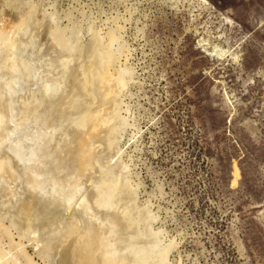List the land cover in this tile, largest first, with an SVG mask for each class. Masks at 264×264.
<instances>
[{
  "label": "rangeland",
  "instance_id": "374dc122",
  "mask_svg": "<svg viewBox=\"0 0 264 264\" xmlns=\"http://www.w3.org/2000/svg\"><path fill=\"white\" fill-rule=\"evenodd\" d=\"M208 1L0 0V23L12 29L25 22V39L43 45L65 31L71 46L59 50L76 67L89 61L94 42L115 55L128 50L116 55V67L134 74L118 96L129 123L113 142L116 150L106 149L124 158L109 167L130 192L132 217L151 212L166 242L177 244L174 264H264V0ZM0 210V223L13 230L2 241L8 258L28 252L37 264L58 260L69 214L26 226L15 208ZM18 233L29 235L19 243Z\"/></svg>",
  "mask_w": 264,
  "mask_h": 264
},
{
  "label": "bare ground",
  "instance_id": "6f19581e",
  "mask_svg": "<svg viewBox=\"0 0 264 264\" xmlns=\"http://www.w3.org/2000/svg\"><path fill=\"white\" fill-rule=\"evenodd\" d=\"M198 1L207 7L211 5L208 0ZM27 29L25 22L12 29L0 23L1 204L15 208L26 226L36 217L56 222L64 214H69L68 219H62L69 224H66L69 232L67 241L61 248L58 240L62 237L59 233L63 231L56 233L60 237L57 242L61 245V253L52 264H174L171 256L177 244L166 242V233L155 228L156 219L150 211L144 208L146 211L139 213L138 219L133 218L135 212L132 217L130 206L126 207L130 192L121 186L123 179L118 180L121 174L118 179L113 176L112 170L118 169L111 170L112 159L118 157L120 160L122 155L117 156L113 152L116 156L112 154L114 157H111L106 148L111 149L119 130L128 127L129 123L121 117L118 96L134 75L126 66V59V67H116L120 61L118 58H122L116 55L123 51L115 55L110 45L101 48L94 42L89 46V61L76 67L71 64L72 58L64 57L66 54L59 50L63 48L68 52L71 46L64 36L67 35L65 31H52L54 43L49 46L46 41V46L40 43L41 40L25 39ZM114 37L110 35L111 44L115 42ZM75 49H71L74 54ZM127 52L122 56L130 55ZM217 55L219 49L211 54L213 58ZM222 55L220 57L225 56ZM235 61L239 62L240 57L236 56ZM119 146L115 144L118 150ZM113 165L117 166V161ZM128 190L132 192L135 189ZM4 225L0 223V264H37L28 252L8 258L11 252L5 251L2 241L12 235L10 232L13 230L9 229L12 225L9 224V228ZM24 236L21 234L19 243ZM63 238L66 237L63 235ZM14 242L10 243L14 245ZM19 243L17 247H20ZM51 249L48 245L47 254ZM9 250L13 251V247L10 246ZM50 258L52 261L55 257Z\"/></svg>",
  "mask_w": 264,
  "mask_h": 264
}]
</instances>
